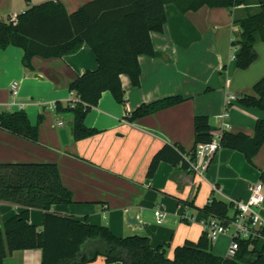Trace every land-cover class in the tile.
<instances>
[{
  "label": "crops",
  "instance_id": "crops-1",
  "mask_svg": "<svg viewBox=\"0 0 264 264\" xmlns=\"http://www.w3.org/2000/svg\"><path fill=\"white\" fill-rule=\"evenodd\" d=\"M49 1H60L72 14L92 0H0V20ZM260 9L257 1H251L233 9L204 7L182 14L174 5H167L164 32L151 34L163 57L140 56L139 87L133 86L129 76H121L125 105L117 103L110 92L102 94L85 121L99 134L81 141L73 138L72 115L57 114L56 103L78 100L69 87L78 76L98 68L91 48L85 44L62 58L35 57L33 70L23 65L22 49L0 50V112L24 110L34 126L40 114L45 116L38 144L0 129V163H56L74 202L56 205L52 211L106 225L118 237L149 236L153 248L169 244L168 256L173 258L178 246L197 242L205 232L203 223L210 216L201 210L213 195L228 203L244 202L250 197L251 185L264 184V144L253 165L239 151L220 149L203 176L163 162L147 178L153 157L165 144H178L187 151L194 148L197 116L209 117L216 136L221 129L254 136L257 122L264 121V110L242 106L238 98L255 96L253 87L264 77V42L255 45L257 60L247 70H240L233 59L239 49L232 41L240 33L234 20ZM230 95L237 100L229 101ZM176 96L185 101L135 122L126 118L142 104ZM63 129L67 144L60 137ZM25 210L0 201V228ZM157 210L166 215L162 225L156 223ZM259 213L264 222V205ZM29 214L30 222L41 230L44 212L30 209ZM133 216L140 226L128 222ZM221 237L229 239L227 250L214 241L213 252L226 258L232 238ZM42 258L41 250L16 251L7 255L5 264H41ZM88 264L108 263L99 257Z\"/></svg>",
  "mask_w": 264,
  "mask_h": 264
},
{
  "label": "trees",
  "instance_id": "trees-1",
  "mask_svg": "<svg viewBox=\"0 0 264 264\" xmlns=\"http://www.w3.org/2000/svg\"><path fill=\"white\" fill-rule=\"evenodd\" d=\"M251 1L258 2L260 12L234 20L240 33L232 41V46L239 49L235 56L238 69L247 70L258 58L256 43L264 42V0H92L72 14L60 1H49L17 15L15 23L10 19L0 20V50L10 46L22 49L23 65L33 70L35 57L62 58L76 53L85 44L91 48L98 68L78 76L69 87L78 95V100L65 105L56 103L57 114L72 115L73 138L81 141L99 134L98 130L87 127L85 121L99 105L102 94L110 92L117 103L125 105L121 76H129L133 86L139 87L140 56L163 57L155 49L151 34L164 32L168 22L167 5H174L180 13L187 14L204 7L238 8ZM253 92L255 96L241 95L239 103L264 110V77L254 85ZM184 101L176 96L142 104L126 118L135 122ZM44 120L45 116L40 114L34 126L24 110L0 112V129L38 144ZM216 131L209 117H195L194 148L187 151L178 144H165L153 157L147 178L151 179L163 162L190 172V163L196 160L197 150L212 142ZM263 144L264 121L257 122L253 137L232 134L227 129L219 131V150L239 151L251 165ZM0 201L26 209L2 223L0 264H5L8 254L25 250H41V264H88L99 257L108 264H264V226L254 237L236 239L239 250L234 258L216 256L214 241L206 232L197 242L187 241L178 246L170 258V245L153 248L149 236L118 237L106 225H92L73 215L56 213L52 211L54 206L74 202V195L64 186L56 163H0ZM30 209L44 212L41 230L30 222ZM201 211L225 225L238 215L234 203L214 195Z\"/></svg>",
  "mask_w": 264,
  "mask_h": 264
},
{
  "label": "built area",
  "instance_id": "built-area-1",
  "mask_svg": "<svg viewBox=\"0 0 264 264\" xmlns=\"http://www.w3.org/2000/svg\"><path fill=\"white\" fill-rule=\"evenodd\" d=\"M9 19L14 23L17 22V16H12ZM233 59H235V56H233ZM228 100H237V96L230 95ZM59 126L62 127L63 123H59ZM218 151L219 136H216L212 142L199 147L196 153V160L190 163V172L198 176H203ZM263 205L264 184L258 182L250 186V197L247 201L234 203V209L238 212L235 220L225 225L219 219L210 216L208 221L203 223L205 232L213 241L223 235L231 233L232 240L227 257L234 258L239 250V244L236 239H249L254 237L264 226V222L259 213V209ZM155 219L157 224L162 225L165 222L166 215L163 211L157 210Z\"/></svg>",
  "mask_w": 264,
  "mask_h": 264
},
{
  "label": "water",
  "instance_id": "water-1",
  "mask_svg": "<svg viewBox=\"0 0 264 264\" xmlns=\"http://www.w3.org/2000/svg\"><path fill=\"white\" fill-rule=\"evenodd\" d=\"M60 137H61V139H62V142L64 143V144H67L68 142H69V139H68V135H67V132H66V130H61L60 131ZM128 222L130 223V224H132V225H135V226H140L141 224L138 222V220H137V216H133V217H129V219H128Z\"/></svg>",
  "mask_w": 264,
  "mask_h": 264
},
{
  "label": "rangeland",
  "instance_id": "rangeland-1",
  "mask_svg": "<svg viewBox=\"0 0 264 264\" xmlns=\"http://www.w3.org/2000/svg\"><path fill=\"white\" fill-rule=\"evenodd\" d=\"M230 234L231 233L228 234L229 237H230ZM215 243L218 246L222 247L223 248L222 250H225V249L227 250V247L229 245V239H226L224 237H219L218 239L215 240Z\"/></svg>",
  "mask_w": 264,
  "mask_h": 264
}]
</instances>
